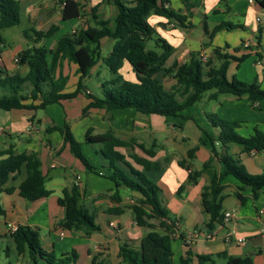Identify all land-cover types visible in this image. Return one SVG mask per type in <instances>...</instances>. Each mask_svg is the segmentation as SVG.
Returning <instances> with one entry per match:
<instances>
[{
    "label": "crops",
    "instance_id": "obj_1",
    "mask_svg": "<svg viewBox=\"0 0 264 264\" xmlns=\"http://www.w3.org/2000/svg\"><path fill=\"white\" fill-rule=\"evenodd\" d=\"M18 1L20 12L22 11L21 19L22 15L26 17L23 36L28 40L21 44L18 43L13 48L7 41L8 37L3 35V31L10 27L2 30L0 68L9 74L23 75L27 72V66L18 62V53L28 47L38 45L53 50L61 36L72 33L86 25V22L90 20L93 6L98 5L96 13L102 15L103 18L110 17L105 14L107 12H112L113 15L116 13V7L113 4L105 3L102 0H76L80 3V16L62 20L61 6L56 4L55 0ZM189 2L192 4L189 11L184 8L181 0H169L167 4L180 10L182 14H189L187 20L192 23L191 27L184 28L174 20L168 21L165 18L155 16L158 21V25H154L157 34L172 45V52L175 51V55L169 56L166 66L187 62L192 52L205 55L206 60L211 61V65H217L219 62L214 57V49L226 53L223 44L227 45L226 41L219 42L218 37L222 36L223 33L239 31L241 33V45L235 48V51L238 52L236 57L245 54L247 56L245 59L249 57L253 59L254 66L257 67L253 76H255V81L258 82L260 88L264 89V20L262 22L256 21V17L261 15V7L258 3L255 0L253 2L248 0H189ZM221 22H227L231 28H223L210 38L209 34L204 31V23L210 32ZM51 24L57 25L55 33L35 43L30 29L45 30ZM27 30L30 32L28 37L25 35ZM109 39L104 37L100 40L98 52L101 57L106 56L112 48L113 40L110 39V42ZM245 42H248L247 46H244ZM104 45H107L105 50L103 49ZM204 45H208V47L204 48ZM101 57L90 69L88 75L81 79V83L85 86V79L90 78L91 70L95 66L104 69V74L101 77H99L100 71L95 74L98 80L96 93L100 92L102 82L111 77ZM243 61L238 62L233 59L230 61V65L238 69ZM124 65L131 70L127 63ZM122 68L121 73H123ZM59 71L68 77L65 91H72L79 80L76 65L63 59L57 73ZM124 77L127 78L125 75ZM133 77L127 79H133ZM164 77L169 76H162V78ZM25 91H30V86L25 87ZM89 92V90L82 91L73 99L46 106L44 109L53 106L56 109L51 110L45 117L37 116L38 109H0V129L2 130L0 151L13 146L17 152L36 153L45 175V187L51 191L48 196L36 200H27L21 197L18 186L26 176L25 168L22 166L20 172L5 184V188H11L12 192L0 193V204L5 210V215L0 216V239L5 243L6 257L11 259L9 260L11 264H32V262L26 253L17 254L13 239L8 231V224L27 225L37 229L43 249L52 252L56 257L75 251L76 259L71 264H123L119 251L124 243L138 248L140 239L151 229L160 233L166 232L158 218L144 216L146 224L138 225L132 214L131 206L137 204L146 211L150 210V206L143 200L142 196L137 192L120 187L118 189L120 199L116 201L113 197L114 183L102 175L86 170L70 152L59 131H46V128L52 125L62 126L64 122H69L70 118H77V123L69 125L74 136L83 141L86 129L91 128V125L87 126V119L90 114H88L89 117H87L88 115L81 116L82 109L89 101L85 94ZM0 93H2L1 88ZM211 93L206 92L198 102L202 106V114L206 117L212 114L228 121L239 122L237 131L242 136L252 134L255 128L264 132V99L253 102L247 95L238 97L229 96V94H220L216 98H212ZM196 104L192 106L196 107ZM90 110L93 112L98 109ZM191 112L187 111L178 116L160 118L155 123L160 131H164L168 126L172 127L170 124H174L173 127L178 128L177 134L164 136L162 144H159L156 149L155 142H151L150 145L143 144L145 147L154 145L156 154L152 159L161 163L165 162L166 158L169 159L168 163H162V167L169 164L162 176L165 175L166 180L170 179L172 169V172L178 176L180 185L184 186L180 193L176 191L173 197L161 200L162 204L165 207L169 205L170 210L174 213V216L171 217L175 221L172 264H176L175 253L178 255V264H180L179 259L185 255L187 250V247L183 245L181 236L178 235H182L191 229L200 231L198 239L192 246H189L193 252L192 264H197L196 254L212 255L216 264L219 259H223L224 261H221L223 263L225 258L216 256L220 253H224L226 256H249L254 264H264V187L258 191L256 197H253V191L250 188H243L237 179L223 172L222 164L216 156L212 155L207 136L208 134L212 138H216L218 129L212 124L213 130L208 124L199 127L197 121L192 118ZM195 113L194 116L200 121L199 108L194 109ZM176 118L182 122H187L192 118L198 129V131H191L190 129L194 144L198 147L192 159L187 158L189 148L183 147V143L189 139V134L187 131H183L182 127L176 125L177 123L174 121ZM81 121L84 123L83 125L79 124ZM113 133L126 140L119 133L115 131ZM118 149L125 154L131 151L144 156V153L141 150L138 152L136 147L134 149L119 147ZM215 149L220 152L224 147L215 141ZM228 151L239 158L249 173L264 174V150L246 152L242 150L241 145L230 143L228 144ZM201 154L202 156L199 158ZM127 159L131 161L129 158ZM182 159H186L189 169L178 165V160ZM194 159H200L202 163L209 161V164L207 167H200L193 163ZM167 170L170 171L166 173ZM150 171L158 170H149L146 171V174L148 175ZM189 171L199 172L195 182H188ZM214 175L220 176V184L224 185L222 212L234 211L236 216L229 221L217 222L210 231L205 226L208 221V214L202 210L200 193L203 186L209 184ZM166 183L165 181L163 186ZM179 183L173 182L172 191L176 189ZM74 184L79 187L82 194L81 203L92 214L94 222L98 226V229L89 234L82 229H65L61 224L64 208L60 204L59 198L62 196L63 189L70 188ZM161 188L164 190L163 187ZM236 192L243 195L245 199L240 200L235 195ZM110 208H120L121 212L115 213V211H110ZM147 224H152L153 227ZM227 231L233 232L228 240L224 238ZM210 232L215 234V239L207 237ZM238 238H242L243 242H237Z\"/></svg>",
    "mask_w": 264,
    "mask_h": 264
},
{
    "label": "trees",
    "instance_id": "obj_2",
    "mask_svg": "<svg viewBox=\"0 0 264 264\" xmlns=\"http://www.w3.org/2000/svg\"><path fill=\"white\" fill-rule=\"evenodd\" d=\"M61 5V19L69 20L80 16V3L76 0H55ZM113 4L116 13L111 18H102L96 14L98 5L91 8L90 20L84 27L72 33L61 36L55 48L48 50L43 45L31 46L18 53V62L27 66V72L23 75L9 74L0 68V109H44L51 104H59L63 100H70L81 93V79L86 77L90 69L101 57L98 52L100 40L108 37L113 40L111 50L106 56L101 57L103 64L109 70L111 77L102 82V88L98 95L85 94L89 99L83 108V114L89 109L125 110L150 116L174 117L196 103L206 92H212L211 97L216 98L220 94L234 96L247 95L251 101L264 99V90L257 81L250 83L232 77L228 79L226 72L230 61L235 59L243 61L247 56H229L219 49H214V57L217 65H211V61L203 62L197 53H191L189 60L183 63H173L166 66V62L172 53L173 47L163 37L157 34L149 17L155 15L174 20L178 25L187 28L192 23L187 20L188 15L169 6V0H102ZM261 8H264V0H255ZM184 8L189 11L192 4L189 0H181ZM21 19L18 0H0V43L3 42L2 30L18 25ZM187 20V21H186ZM223 28H231L227 22H221L210 32L204 23V31L210 38ZM57 30L56 24H51L45 30L30 29L35 43L42 38L52 36ZM28 30L25 32L28 37ZM156 37L155 49H146V42ZM50 59H48V55ZM66 59L77 67L78 83L72 91H65L68 77L59 70L61 60ZM127 63L133 72V79H127L121 73V68ZM169 76L175 80V84L167 88L161 78ZM30 86V91L25 87ZM181 97V99H179ZM213 127L218 129L216 138L208 136L212 155L216 156L223 167L225 174L232 175L243 188L248 187L256 197L258 191L264 187V174L249 173L243 163L234 154L228 151V144L236 143L242 146L243 151L264 150V132L254 129L248 136L238 133L239 122L228 121L216 115L207 116ZM59 131L64 143L70 152L82 163L88 171H93L111 180L115 185L114 199L119 201L118 189L127 188L137 192L150 206L146 211L142 206H131L132 214L138 225H145L146 217L160 219L165 228V233L151 229L145 234L134 248L124 243L120 247L119 255L123 264H172L175 221L169 215L168 209L160 201L161 187L151 180L146 171L159 170L162 163L154 158L156 151L154 145L145 147L143 144H135L134 140L128 142L117 137L112 131L94 133L87 128L83 141H78L72 133L69 124L64 122L62 126L52 125L46 128L47 132ZM215 141L224 149L218 152L215 149ZM141 149L144 156L135 152H121L119 147ZM197 146L189 148L187 158H194ZM0 193H11V188H5L7 181L17 175L23 166L26 171L25 178L18 186L19 195L27 200H36L48 196L51 191L45 187V175L41 169V161L36 153L17 152L13 146L0 151ZM129 158L131 161H129ZM169 159H165V164ZM209 161L203 162L207 167ZM178 165L189 169L186 159L178 160ZM198 171L188 172V182H195ZM181 184L177 192L183 189ZM224 185L220 184V176L214 175L209 184L203 186L200 193L202 210L208 214L205 226L212 230L217 222L223 220L222 193ZM81 192L74 184L70 188L63 189L59 198L64 208L62 227L65 229H82L89 234L98 229L91 213L81 203ZM240 199L245 197L235 193ZM110 211L120 213V208H110ZM5 215V210L0 204V216ZM153 227L152 224H147ZM17 254L26 253L32 264H71L76 259L75 251L56 257L52 252L43 249L37 229L27 225H18L17 229L10 233ZM181 235H179L180 237ZM182 237V236H181ZM184 245V244H183ZM185 255L179 259L180 264H192L193 252L189 246ZM224 264H254L249 256H226ZM197 264H215L212 255L196 254ZM2 264H11L10 261ZM110 264V263H103Z\"/></svg>",
    "mask_w": 264,
    "mask_h": 264
},
{
    "label": "rangeland",
    "instance_id": "obj_3",
    "mask_svg": "<svg viewBox=\"0 0 264 264\" xmlns=\"http://www.w3.org/2000/svg\"><path fill=\"white\" fill-rule=\"evenodd\" d=\"M56 4H58V3H56ZM105 14L109 15L110 16L109 18H111L113 16L112 12H107ZM149 20L153 25H155V26L158 25L157 24L158 21L155 18V15H151L149 17ZM25 23H26V17L24 15H22L21 22L18 25L12 26V27L5 29L3 31V35L6 38L8 37L7 41L9 42V44H11V46H13V48L18 43L21 44L25 40L26 41L28 40V39H25L23 36V30L25 29ZM29 33L30 32H28V36H29ZM240 34L241 33H239V31H230L227 33H223L222 36L218 37L219 42L226 41L227 47L225 46V44H223V48L226 51L227 55L236 56L238 54V52L235 51V48L240 47V45H241ZM156 37L157 36L155 35L153 38H151L150 40H148L146 42V49H155V50L159 51V48H157L155 46ZM110 42H111V40H110ZM203 47L207 48L208 45H204ZM106 48H107V45H104L103 49L105 50ZM104 50H103V52H104ZM171 54H172V56L175 55V51L172 52ZM200 56L202 57V55H200ZM203 57L204 58L203 59L201 58V60L203 62H206L207 57L205 55H203ZM48 58L50 59V56ZM256 68L257 67L254 66L253 59L251 57H249V58L245 59L242 63H240V66L238 69H235L234 66H231L229 64L227 72H226V76L228 79H231L232 76H234L238 80L250 83V82L255 81V76H253V73L256 70ZM69 71L70 72L72 71L70 69V66H69ZM91 71L92 72H91L90 78L85 79V81H86L85 86L83 85V83H81L80 89L83 92L89 90L90 92L87 94L98 95L99 93L95 92L96 84H98V80H97V77L95 74L97 71L98 72L100 71L101 73H100L99 77H101L104 74L103 73L104 69H100L98 66H95ZM122 71H123V74L127 78L133 77V73L128 66L124 65L122 68ZM161 80L167 88H170L172 85L175 84V81H173L169 77L161 78ZM229 96H233V95L229 94ZM179 99H181V97H179ZM195 108H199V114L198 115L201 119L200 121H198L196 116H194V115H196V113L194 114ZM54 109H56V107H54V106L49 107L48 109H38L37 110V116L38 117H45V116H47V114H49L51 112V110H54ZM201 109H202V106L199 103H197L196 107L195 106L188 107L183 111V113H185L187 111H189V112L192 111L191 112L192 118L197 121L199 127H203L204 125L207 126V124H208V126L213 130L211 123L209 122L206 115L202 114ZM82 112L83 111H81V116H85V115L90 114V117H89V115L87 116V117H89L87 119V126L91 125V129L93 130L94 133H96V132L100 133L103 131H112V132L115 131V132L119 133L128 142H131V140H134L135 144L138 143V144L150 145L151 142H155L156 143L155 149L157 147H159V144H162L161 142H162V139L164 136L177 134V132H178V128L173 127L174 124H170V125H172V127L168 126L164 131H160L159 128L155 126V123H157V120H159L160 118L162 119L163 117H160L157 115H154L155 116L154 117L152 115L147 116V115H144V114H141V113H138L135 111H129V110L107 111L105 109H98V110H94L93 112L89 109L85 114H83ZM192 118L189 119L187 122H185V121L182 122V121H180V119H177V118L174 120L177 123L176 125L178 127H182L183 131H187V134H189V139L186 140L185 143H183V147H186V148H192L195 146L194 141H193L194 138L192 137L190 129H191V131H194V130L198 131V129H197L196 125L193 123ZM69 120H70L69 121L70 123L69 122H67V123L70 125L78 122L77 118L76 119L70 118ZM183 120H187V119H183ZM183 123H184V125H183ZM79 124L83 125L84 123L81 121ZM70 125H69V127H70ZM75 135L77 137H79L77 134H75ZM80 140L81 139H79L78 141H80ZM169 141H171V140H169ZM133 146H135V145H133ZM136 149L138 150V152H140V150H141L138 147H136ZM201 156H202V154L199 155V158H201ZM162 163H165V162H162ZM193 163L195 165L200 166V167L202 166L201 165L202 162L200 159H194ZM168 165L169 164L165 165L164 167H162V169H160L158 171H150L148 173V177L151 180H153L159 186L164 188V190H162L160 193V201L161 200H167L170 197H173L177 191L178 186L181 183V182L179 183V178L175 173L172 172V169H171L170 179L166 180L165 175L162 176L163 172L167 169ZM169 171L170 170H167L166 173H168ZM165 181L167 183L165 186H163ZM174 181L176 183H179V184L177 185L176 189L174 191H172L171 186H172ZM166 208L169 211V215L171 217H173L174 213L170 210L169 205H167ZM175 256H176L175 257L176 264H178L177 253H175ZM9 260H11V259L6 257L5 243L3 240L0 239V264L6 263ZM221 261H224V260L219 259V261H217V264H224L225 263V262L222 263Z\"/></svg>",
    "mask_w": 264,
    "mask_h": 264
},
{
    "label": "built area",
    "instance_id": "obj_4",
    "mask_svg": "<svg viewBox=\"0 0 264 264\" xmlns=\"http://www.w3.org/2000/svg\"><path fill=\"white\" fill-rule=\"evenodd\" d=\"M249 2H253L254 0H248ZM264 20V8H261V15L257 16L256 17V21L257 22H262ZM248 45V42H245L244 43V46H247ZM202 59L204 58L203 55L201 57ZM2 133V130L0 129V134ZM236 214L234 211H225L223 213V220L224 221H229L232 217H235ZM17 229V225L16 224H8V231L10 233H13L15 230ZM232 231H227L225 234H224V238L225 239H230L231 236H232ZM180 235V234H179ZM178 235V236H179ZM200 235V231L199 230H196V229H191L189 231H185L181 236V239H182V242L184 245L186 246H192L195 241L198 239ZM207 237L209 239H215V234L213 232H210ZM237 242H243V239L242 238H238L237 239Z\"/></svg>",
    "mask_w": 264,
    "mask_h": 264
}]
</instances>
